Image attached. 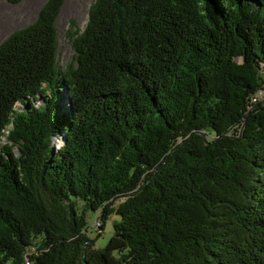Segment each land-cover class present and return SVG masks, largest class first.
Masks as SVG:
<instances>
[{"label": "trees", "instance_id": "16d2710c", "mask_svg": "<svg viewBox=\"0 0 264 264\" xmlns=\"http://www.w3.org/2000/svg\"><path fill=\"white\" fill-rule=\"evenodd\" d=\"M63 3L0 43V264H264V0H93L60 67Z\"/></svg>", "mask_w": 264, "mask_h": 264}, {"label": "rangeland", "instance_id": "374dc122", "mask_svg": "<svg viewBox=\"0 0 264 264\" xmlns=\"http://www.w3.org/2000/svg\"><path fill=\"white\" fill-rule=\"evenodd\" d=\"M46 0H21L11 4L0 0V43L11 33L32 23L39 9ZM93 0H64L56 20L57 29V62L60 67L66 66L72 56L69 35L75 30L82 31L86 21L88 8ZM60 141V140H59ZM57 144L60 145V142ZM100 211L87 213V235L95 240L96 248H103L108 243L112 233V223L118 220L116 216L109 217L102 230L96 229Z\"/></svg>", "mask_w": 264, "mask_h": 264}, {"label": "built area", "instance_id": "2783aa9c", "mask_svg": "<svg viewBox=\"0 0 264 264\" xmlns=\"http://www.w3.org/2000/svg\"><path fill=\"white\" fill-rule=\"evenodd\" d=\"M264 93L259 91L258 93H256L252 98H251V102H257L258 99L263 100L264 102ZM99 223H96V229H98ZM22 264H32L27 258L24 259Z\"/></svg>", "mask_w": 264, "mask_h": 264}, {"label": "water", "instance_id": "95a60500", "mask_svg": "<svg viewBox=\"0 0 264 264\" xmlns=\"http://www.w3.org/2000/svg\"><path fill=\"white\" fill-rule=\"evenodd\" d=\"M63 144H64V142H61L60 145H58V146L56 147V150H58ZM53 154H54V152H53Z\"/></svg>", "mask_w": 264, "mask_h": 264}]
</instances>
